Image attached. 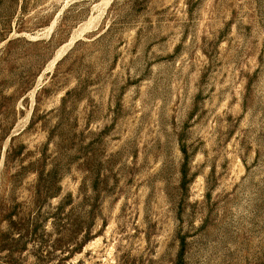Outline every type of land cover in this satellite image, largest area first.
Wrapping results in <instances>:
<instances>
[{"label": "rangeland", "instance_id": "374dc122", "mask_svg": "<svg viewBox=\"0 0 264 264\" xmlns=\"http://www.w3.org/2000/svg\"><path fill=\"white\" fill-rule=\"evenodd\" d=\"M0 264H264V0H0Z\"/></svg>", "mask_w": 264, "mask_h": 264}, {"label": "trees", "instance_id": "16d2710c", "mask_svg": "<svg viewBox=\"0 0 264 264\" xmlns=\"http://www.w3.org/2000/svg\"><path fill=\"white\" fill-rule=\"evenodd\" d=\"M67 252H69V253H70V250H69V249H67Z\"/></svg>", "mask_w": 264, "mask_h": 264}]
</instances>
